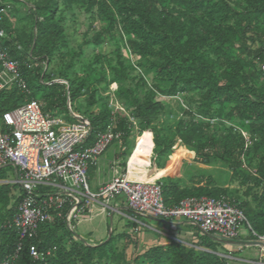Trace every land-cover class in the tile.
<instances>
[{
    "label": "trees",
    "instance_id": "16d2710c",
    "mask_svg": "<svg viewBox=\"0 0 264 264\" xmlns=\"http://www.w3.org/2000/svg\"><path fill=\"white\" fill-rule=\"evenodd\" d=\"M11 1L12 4L21 2ZM32 1L35 6L28 14L36 32L29 36L28 42L22 35L12 33L8 16L3 22L9 36L4 45L22 61L23 77L30 92L15 83L0 84L2 121L5 112L32 98L42 103L45 114L71 120L67 116L70 97L74 108L92 122V143L111 119L117 120L116 129L122 132L123 138L131 135L135 121L139 135L146 134L154 141L158 156L174 152L173 161L178 159L179 165L183 158L194 156L188 152L189 146L196 150L198 161L207 163L217 159L230 165L234 175L244 174L247 184L252 181L259 186L264 184V72L257 64L258 59L264 62V0H63L68 5L86 7L91 18L101 19L107 25L94 31L91 37L86 36L76 53L78 56L86 55L87 50L91 54L106 42L116 49L109 71L104 68L103 57L97 54L87 63L86 77L78 80L67 75L60 82L43 70L58 54L59 45L67 43L63 20L56 18L61 1ZM14 13L15 6L11 15ZM18 45L22 46L21 50ZM124 45L135 62L124 57ZM137 66L143 70L139 78L134 75ZM149 74L154 77L151 88H147ZM111 84H117L116 100L126 106L134 121L116 112L109 105L108 97L100 94ZM156 92L198 95L195 109H184L190 119H180L173 134L172 127H159L166 105L155 99ZM83 96L88 97L84 107L78 105ZM96 105L100 107L97 112L92 109ZM222 118L234 125L223 127ZM235 124L250 131L251 145L247 146V138ZM3 125L2 131H5L6 125ZM253 152L258 153L259 162L255 173L250 174L243 168L242 160H249ZM159 168L169 170L165 166ZM162 181L168 206L190 196L225 194L244 209L254 230L264 234V213H255L247 200L241 202L230 197L227 189L213 187L211 178L185 187ZM10 192L9 184L0 186V202L5 207ZM18 199L15 208L0 218V264L15 252L20 239L9 224L15 216ZM257 199L264 201V194ZM131 222L136 225L130 220V226ZM135 233L112 234L106 242L92 245L70 230L65 221L57 220L43 224L36 236L28 237L12 264H110L126 257L125 252L117 251L116 241L126 239L125 248L128 243L137 244L139 235ZM193 244L176 238H169L167 243L150 244L134 257L135 264L141 259L148 264H230L227 257L218 253L220 242L209 235L201 233ZM32 245L42 250L54 247L57 250L44 261L36 260L30 253Z\"/></svg>",
    "mask_w": 264,
    "mask_h": 264
},
{
    "label": "built area",
    "instance_id": "2783aa9c",
    "mask_svg": "<svg viewBox=\"0 0 264 264\" xmlns=\"http://www.w3.org/2000/svg\"><path fill=\"white\" fill-rule=\"evenodd\" d=\"M13 9L12 2L0 0V84L11 86L15 83L29 93L22 73V61L4 45L9 36L3 22ZM18 48L21 50L22 46L18 45ZM261 68L264 72V63ZM114 86L115 92L117 84ZM67 104L71 120L45 114L42 103L35 98L3 115L6 130L0 132V169L12 166L18 172L14 181L20 188L18 205L9 224L18 232L20 239L15 252L1 264H12L23 249L24 241L36 236L43 224L63 220L75 231L76 225L91 215L97 206L110 214L111 211L120 212L116 202L123 203L130 210V218L137 224L136 232L143 225V217L183 218L215 241L231 244L237 249L256 248L264 257V234L254 230L244 209L225 194L190 196L168 206L164 200L162 178L149 182L132 180L129 166L124 174L113 176L101 188L93 190L88 175L90 164L97 163L109 146L122 137V133L117 131V120L113 118L97 135L95 142L88 144L93 134L90 118L74 108L70 97ZM131 120L134 121L133 118ZM235 126L247 138V146L251 145L250 131ZM244 226L257 238L255 243L235 242ZM55 250L57 247L42 250L32 245L30 253L34 259L44 261ZM223 256L230 258L231 254ZM259 263L264 264L263 261Z\"/></svg>",
    "mask_w": 264,
    "mask_h": 264
},
{
    "label": "rangeland",
    "instance_id": "374dc122",
    "mask_svg": "<svg viewBox=\"0 0 264 264\" xmlns=\"http://www.w3.org/2000/svg\"><path fill=\"white\" fill-rule=\"evenodd\" d=\"M4 2H9L11 0H2ZM21 2L14 1V6L16 8V13H14L11 16H8V23L10 26V30L12 33H17V35H22L23 38L28 42L29 36L36 32L34 27V22L32 17H29V11L30 8L35 6L32 0H20ZM61 4L59 7V11L56 15V18H61L63 20V26L65 28V35L67 39L66 44H60V50L58 54L53 57L51 62H47L44 66L46 67L44 72L46 74L51 75V78L55 80L56 82H60V80H64L67 78V75L69 77H74L75 79L81 80L84 77H86L87 73V63L94 59L95 55H101L103 57L104 61V68L109 71L110 70V62L115 61V46H111L109 42L104 43L103 45L96 48L95 52H92L89 54V50H87V54L84 56H78L76 53H78L80 49V45L84 42L86 36H92L94 31L101 30L103 28H107V25L99 20L98 18H91L92 14L86 10V7L82 5H68L63 2V0H60ZM13 2V1H11ZM19 9H23L24 12H22ZM27 10L28 12H26ZM92 26V27H91ZM92 28V29H91ZM26 51H28V47L26 44H24V41H22ZM122 51L124 54V57L129 59L131 62H135V58L131 54V51L128 47L125 45L122 46ZM264 62H262L260 59H258L257 64L258 67L261 69V66ZM101 65V64H100ZM143 73V70L140 66H137L134 75L136 77H140ZM148 79V85L147 88H151L152 85H154V77L152 74H149L146 76ZM114 84H111L108 89H102L101 95L106 96L109 99V105L116 111L121 112L125 115L130 116V118H133L131 115L128 114L126 106L123 105V103L116 100V97L114 95ZM88 97L83 96L81 98L82 103L78 102V105L85 106L87 102ZM155 99L157 101H162L166 105V112L163 113L162 116H160V122L159 127H172L171 134L175 132V127L177 125V122L180 119H186L187 121L190 119V115L186 114L184 112V109H188L191 107L193 110L196 107V101L198 100V95L194 94H188L185 95L184 93H178L176 95L167 94L163 92H156ZM92 109H96L97 112L100 107L99 105L94 106ZM218 109V108H216ZM67 116L69 119H71V116L69 113H67ZM0 122H2V118L0 117ZM222 124L224 126L231 125V121L225 120L222 118ZM132 133L130 136L115 140L109 148L104 152V157L109 156L110 159L119 157V159L122 158V164L120 171L122 174H124L127 171L128 167V159L131 153L133 155L131 159V163H136L140 165V167L145 168L148 166L149 170L152 171V173L157 174V172H160L158 169H156V166L158 167H164L169 165V172L173 171L178 166V159H175L173 161L174 152L168 155H165L163 157L158 156V151L155 152V143L150 138V136L144 134L139 135L140 130L137 124L132 125ZM121 132V131H120ZM122 133V132H121ZM153 136V134H152ZM194 150V149H193ZM196 151V150H194ZM258 153L253 152L250 154L249 160L246 158H243V168L247 170L248 173L253 174L256 171V165L258 164ZM152 165V166H151ZM161 170V169H160ZM178 173L180 175V181L182 183H189L193 186L195 182L199 181L200 179H212L214 182L213 187L216 188H223L227 189L228 195L232 198H238L239 201L244 202L245 200L249 201L251 198L254 197H260L264 194V184L263 185H256L254 181L247 184L245 181V175L235 174L234 175V169L226 164L225 162L219 161L217 159H210L209 162L203 163L201 161H198L195 156L189 155L182 159L181 164L177 168ZM167 175L166 173L162 176L164 177ZM4 180H1L2 178ZM177 177H179L177 175ZM18 178V172L16 169L12 166H7L0 170V185L4 182H11L14 179ZM91 183V181H90ZM13 198L11 201V205H14L13 208H15V202L14 200L17 199ZM16 201V200H15ZM14 203V204H13ZM114 204V202H113ZM124 207L127 209V206L124 205ZM128 212H130L129 209H127ZM9 210H6L4 208H0V218L7 215V212ZM109 212V211H108ZM113 214L114 212L111 211ZM114 220V222H113ZM162 220V219H161ZM1 221V220H0ZM102 222V229L105 231V233L109 234V228L112 226H115L114 233H118L121 231H124L123 233H130L132 234L134 231L133 227H130V224L127 223V219L125 217H122L120 214H115L113 219L111 217H105L100 216L97 217L94 222L96 224H99V222ZM164 221V220H163ZM170 222H176L171 220H168ZM126 222V224H125ZM78 225V224H77ZM76 225V226H77ZM119 225V228H117ZM123 225V226H121ZM91 222L85 221L81 223L79 226H77L78 232L82 234H87V237L90 236L89 230L92 229ZM247 230V227L241 228V233L243 231ZM249 233L251 234V237L249 239H246V242L248 243H255L257 241V238H255L251 231L249 230ZM120 234V233H119ZM135 234L139 235V240H137V244L134 243H128V247L125 248V244L127 243L126 239H119L116 241L117 251L119 253H126V257L119 258L116 261L110 262V264H135V256L139 253H142L144 250L148 248V246L155 241L158 237H155V234L147 231V230H139ZM118 235V234H115ZM137 239V238H134ZM91 242L95 241V238H90ZM168 242V241H167ZM225 252V250L220 251V245L218 247V253ZM236 255H242L244 253H239L238 251L234 252ZM247 253V252H245ZM142 260V259H141ZM141 260L139 261V264H148L147 262L142 263Z\"/></svg>",
    "mask_w": 264,
    "mask_h": 264
},
{
    "label": "crops",
    "instance_id": "0c3cea01",
    "mask_svg": "<svg viewBox=\"0 0 264 264\" xmlns=\"http://www.w3.org/2000/svg\"><path fill=\"white\" fill-rule=\"evenodd\" d=\"M3 123H4L3 121L0 122V132H2V130L4 128ZM90 142L92 143L93 140L90 139L88 141V144H91ZM186 148H187L188 152H193L194 156L196 155L197 152L194 151L191 147L187 146ZM104 154L99 158L97 163L90 164V167H89V173H88L89 182L91 181L90 185H91L93 190H98L99 188H101L104 184L109 182L113 178V176L122 174V172L120 171V168L122 167L121 164L123 163L121 161L122 158L119 159V157H116V158L110 159L109 156L104 157ZM133 155H134V153L133 154L131 153V155L129 156V175L131 178L141 179L145 176L146 171H148L149 169L148 168L142 169V167H140V165H138L136 163H134V164L131 163V159H132ZM179 165L173 171H170V172L167 169L159 168L158 166H156V169H158L160 171V172H157L156 176L159 178H164L162 180H165L167 182L179 183L182 187L191 186L192 184H190V182L189 183H186V182L182 183L180 181V175H179L178 170H177ZM165 167L167 168V167H169V165L165 166ZM0 170H2V169H0ZM165 173L167 175L162 177ZM151 174H153L152 171H151ZM177 175L179 177H177ZM1 180H4V179L2 178ZM15 180L16 179H14L11 182L2 183V184H9L11 186V192L9 194V202H8V205L6 206V210H10L13 208L14 205H11V201L13 198H16V196H18L20 193L19 185L14 183ZM0 182H3V181H0ZM195 185H198V184L195 183ZM15 200H14V202H15ZM249 202H250L251 209H253L255 211V213H260V214L264 213V201H260L257 199V197H254V198H251L249 200ZM115 204H117V208L119 207L120 212L115 211L113 214L112 213L110 214L108 212V210H103L101 207L97 206L93 210L91 215H89L87 218L81 220L78 223L77 226H79L81 223H83L85 221L91 222V226L93 227L92 229L89 230L91 237H87V234L84 235V234L78 232V230H77L76 235L83 238L88 244L97 245V244H102V243L106 242L112 234L115 235V234L123 233L124 231L114 233L115 226H112L109 228L110 231H109V234L107 235L105 233V231H103V229H102V222L100 221L99 224H96L94 222V220L100 216H105L106 218L111 217L113 219L115 214H120L122 217H125L127 219L126 222L130 224L131 212H128V210H127L128 208L126 209L124 207L123 203L120 204L119 202H116ZM0 208L5 209L4 204H2L1 202H0ZM163 220L164 219L161 220V219H157V218H153V217H143L141 219L143 225H142L140 230H143V228H144V230H147V231L155 234V237H158L151 244H153V243H167L169 238L181 239L182 241H184L186 243H191V244L196 243L199 240V235L201 233H200L199 229L197 228V226L195 224H193L192 222H190L189 220L183 219V218L173 220L176 222H170L168 220L163 221ZM113 222H114V220H113ZM126 222H125V224H126ZM131 224H132V226H130V227L135 228L137 226V224L135 225L132 222H131ZM66 226L71 230V228L68 226V223H66ZM121 226H123V225H121ZM117 228H119V225ZM76 229H77V227H76ZM73 232L75 233L76 230ZM249 237H251V234L249 233V230L247 229V230L243 231V233H241L240 238L238 240H236L235 242L236 243L246 242V239H249ZM90 238H95V241L91 242ZM223 249L225 250V252H223V251L220 252L221 255L231 254V257L228 258L230 264H260L259 261L264 262V257L262 258L260 256V251L256 248L237 249V248L233 247L231 244H227L225 242H220V251ZM238 250H239V253H244V254L236 255L234 252L238 251ZM245 252H247V253H245Z\"/></svg>",
    "mask_w": 264,
    "mask_h": 264
},
{
    "label": "bare ground",
    "instance_id": "6f19581e",
    "mask_svg": "<svg viewBox=\"0 0 264 264\" xmlns=\"http://www.w3.org/2000/svg\"><path fill=\"white\" fill-rule=\"evenodd\" d=\"M128 166H129V159H128ZM148 168H149V167H148ZM146 169H147V167H146ZM129 177H130V175H129ZM130 179H132V180H140V181H147V182H149V181H156V180H158V179H160V178L157 177L156 174H151V171L148 170V171H146V174H145V176H144L143 178H141V179H134V178H131V177H130Z\"/></svg>",
    "mask_w": 264,
    "mask_h": 264
}]
</instances>
